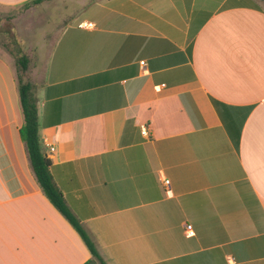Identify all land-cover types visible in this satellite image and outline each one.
I'll return each mask as SVG.
<instances>
[{"label":"crops","instance_id":"obj_1","mask_svg":"<svg viewBox=\"0 0 264 264\" xmlns=\"http://www.w3.org/2000/svg\"><path fill=\"white\" fill-rule=\"evenodd\" d=\"M74 20L40 42L33 93L52 179L103 260L264 264V0H94ZM22 123L0 49V264H84Z\"/></svg>","mask_w":264,"mask_h":264},{"label":"rangeland","instance_id":"obj_2","mask_svg":"<svg viewBox=\"0 0 264 264\" xmlns=\"http://www.w3.org/2000/svg\"><path fill=\"white\" fill-rule=\"evenodd\" d=\"M92 2L94 0H42L38 4L0 10V49L12 55L23 81L33 86L34 71L40 68L35 64L40 42L43 51L63 23L80 18L81 12ZM23 54L28 58L25 70L17 63V58Z\"/></svg>","mask_w":264,"mask_h":264},{"label":"trees","instance_id":"obj_3","mask_svg":"<svg viewBox=\"0 0 264 264\" xmlns=\"http://www.w3.org/2000/svg\"><path fill=\"white\" fill-rule=\"evenodd\" d=\"M42 0H30L24 5L38 4ZM17 63L25 70L28 63L26 55L17 58ZM18 93L23 116V123L19 128L20 138L24 142L28 160L32 172L39 184L42 192L52 205L68 220V222L78 232L83 242L90 251L91 258L84 264H107L98 252L90 234L82 227L79 220L67 207L63 195L55 185L50 170V160L42 152L40 138L38 134L36 98L33 93V86L29 81H23L18 70Z\"/></svg>","mask_w":264,"mask_h":264},{"label":"built area","instance_id":"obj_4","mask_svg":"<svg viewBox=\"0 0 264 264\" xmlns=\"http://www.w3.org/2000/svg\"><path fill=\"white\" fill-rule=\"evenodd\" d=\"M83 25V24H82ZM141 134L144 135V136H148L149 135V132H148V127H142L141 128ZM54 148L53 147H50V150L52 151ZM164 184L165 185H168V180H164ZM187 228L190 227L189 225L186 226Z\"/></svg>","mask_w":264,"mask_h":264}]
</instances>
